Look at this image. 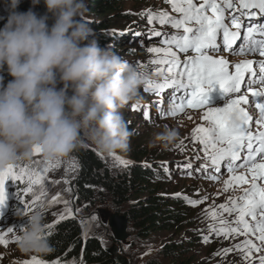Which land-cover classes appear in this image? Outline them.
<instances>
[{
    "label": "snow or ice",
    "instance_id": "6c2138e0",
    "mask_svg": "<svg viewBox=\"0 0 264 264\" xmlns=\"http://www.w3.org/2000/svg\"><path fill=\"white\" fill-rule=\"evenodd\" d=\"M164 2L170 4L172 11L179 15L149 10L148 22L170 25L176 31L169 35L155 28L150 30L153 36H164L161 41L163 47L147 49L149 53L164 54L150 63L167 67L154 70L155 74L163 76V80L157 82L149 79L145 83V91L152 90L155 95L162 97L165 90L171 89L167 111L160 106L163 100L156 102L161 116H176L184 112L185 107L207 109L202 119L208 121V126H197L191 133L192 141L198 142L201 147L183 167L189 176L195 172L210 180H217L223 170L232 174L223 182L224 187L217 196L230 189L242 191V195L228 196L224 203L213 204L204 210L203 215L210 223L206 230H200L201 242L211 243L212 237L227 240L242 235L245 237L243 241L229 248L218 249L212 256L222 255L226 258L229 253L239 251L247 264H264V21L261 20L264 17V0ZM220 33L223 34L222 44L218 41ZM223 52L229 55L258 54L260 59L242 60L234 64V71H230V62L220 54ZM214 91L224 101L223 106H213L210 93ZM253 106L258 110V116L250 113L249 109ZM132 108L135 110L136 106L132 105ZM144 115L147 119L146 110ZM253 124L258 125L255 131ZM175 147L183 151V140ZM200 151L204 153V163L197 168L192 161L201 160ZM34 153L39 154V150L35 149ZM47 171V167L36 172L26 169L16 172L13 167L0 171V205L4 204L6 198V181L21 180L27 175L29 187L26 191H32L33 184L41 185L39 193H34L32 207L43 209L45 204L42 198L47 195L43 187L44 173ZM65 191L71 192V187ZM175 195L178 198L181 196L180 193ZM184 199L195 207L207 201L208 197L204 196L200 200ZM60 202L65 205L64 212L71 213L69 201L63 199L60 193L51 197L48 206ZM59 218L64 217L61 215ZM46 227L51 229L52 225ZM7 231L13 232V229L8 228ZM7 243L0 236V244ZM254 253L260 255L254 256ZM31 264L43 262L33 257ZM52 264H62V261L57 259ZM63 264H76V261H64Z\"/></svg>",
    "mask_w": 264,
    "mask_h": 264
},
{
    "label": "clouds",
    "instance_id": "9594fccd",
    "mask_svg": "<svg viewBox=\"0 0 264 264\" xmlns=\"http://www.w3.org/2000/svg\"><path fill=\"white\" fill-rule=\"evenodd\" d=\"M3 0L0 27V171L31 161L35 149L55 164L89 144L110 155L127 153L133 131L123 110L140 102V90L152 74L125 60L113 45L89 40L87 0ZM43 3L45 12L33 9ZM235 122V120L233 121ZM179 140L163 126L152 147L168 148ZM17 217L27 223L17 234L14 251L48 256L55 247L46 235L40 207Z\"/></svg>",
    "mask_w": 264,
    "mask_h": 264
},
{
    "label": "rangeland",
    "instance_id": "374dc122",
    "mask_svg": "<svg viewBox=\"0 0 264 264\" xmlns=\"http://www.w3.org/2000/svg\"><path fill=\"white\" fill-rule=\"evenodd\" d=\"M94 0H87L88 13L87 20L90 22L89 27L92 30V35L89 36V40H94L97 44L100 42L98 39L104 38V46L113 45L114 50L122 56L125 60L139 66L142 63H150L151 60L156 59L158 54L149 53L148 48H153L152 45L145 44L138 46L137 42L140 41L136 35V30L142 25H148L147 12L150 10L153 13L159 11L168 12L171 16H178L179 14L172 11L171 5L164 4L159 0H110L115 3L114 11L116 15L129 16L126 21L116 22L118 18L115 17L113 12H110L107 16H99L90 12V6ZM109 1V0H107ZM6 10H0V18L4 16ZM155 23H158L154 21ZM107 23L109 27L106 31L97 32L96 28L102 24ZM128 25L132 28H127ZM162 27L169 28L170 25H163ZM101 46V45H99ZM103 47V46H101ZM148 70V69H147ZM205 111L199 113H190L172 122H165L156 127H144L141 123L140 117L136 115L130 108V104L123 110L124 118L128 123V127L133 131V136L130 142V150L127 153H112L110 155L103 154L97 151L96 147L89 144L82 150L91 151L95 154L104 165L110 170L111 173L117 174L123 171L127 166L131 164L130 156L133 152L140 148L146 150L153 156V160L147 162L152 166H159L162 170L166 169L164 166L177 165L179 161L185 158L188 154L195 155L200 145L198 142H193L191 139V133L197 126H208V121L202 119ZM188 117H191L189 119ZM163 126L169 128H175L179 132V140L174 145L168 148L161 149L160 147L150 146V142L153 141L156 133H158ZM183 140L184 150L175 147ZM199 153H203L200 151ZM125 161L127 163H122ZM145 160H143L144 162ZM156 162L152 163V162ZM167 162V163H164ZM52 165H55L53 167ZM78 166L77 153H72L68 158L63 159L55 164H49L43 161L40 154L33 153L31 161L21 162L17 166L13 167V170L18 172L19 169H26L31 172H36L48 168V171L44 173V185L47 195L43 197L45 207V214L47 217V223L50 225L63 215L64 218H74L81 226L83 236L95 237L102 247L110 248L115 246L119 251V254L126 258L128 264H147L150 260L157 259L158 264H169L164 260H161L160 249L162 245L170 240L188 238L189 234L195 233L194 236L201 238L200 230H206L210 220L205 218L203 215L204 210L209 209L213 204L219 205L226 201L228 196H235L240 194V189L233 191L230 189L228 192L217 196L218 192H221L224 187V181L228 180L225 178L218 185H205L197 183H189L183 181H175L164 179L158 180L160 193L163 197L171 198L177 197L175 194L180 193L182 200L187 197L191 200H200L202 197L207 196L208 199L204 203L198 206H191L188 203L183 202V205L190 210L191 220L193 222L191 228L181 232L180 236L171 235L168 232L153 233L146 240L136 239L134 234L131 232V225L129 224L127 234L128 238L122 243H116L112 237V233L108 228V219L111 215L115 214V210L107 203L104 205H96L94 208L90 207L89 204H78L75 201L73 183L70 181L71 178L76 176ZM59 181V183H57ZM67 181L68 183H65ZM5 185H11V203H16L17 207L23 212L29 209L30 204L34 199V193L38 194L41 185L33 184L32 191H26L29 187L28 177L25 175L21 180L6 181ZM71 187V192L65 191L66 188ZM60 193L63 199L69 201L68 207L72 209L71 213L64 212L65 205L63 202L54 203L48 206V201L53 195ZM39 204V202H37ZM32 205V204H31ZM27 206V207H26ZM14 207V206H13ZM38 207V206H37ZM124 210L119 211L123 213ZM13 211L12 216L9 218V224L18 226L17 232L22 231V227L27 223L26 217H17ZM118 215V214H115ZM18 218V220H15ZM62 218V219H64ZM22 222V226L21 223ZM213 240L215 238L212 237ZM212 240V242H213ZM212 248L211 243H198L193 250V257L190 258L192 264H230L237 258L238 251L229 253L226 258L221 256L213 257L212 254L218 249L229 248L233 244H238L233 239H221ZM15 249V242H8L7 244H0V264H31L34 255H23ZM36 258V257H35ZM37 259V258H36Z\"/></svg>",
    "mask_w": 264,
    "mask_h": 264
},
{
    "label": "trees",
    "instance_id": "16d2710c",
    "mask_svg": "<svg viewBox=\"0 0 264 264\" xmlns=\"http://www.w3.org/2000/svg\"><path fill=\"white\" fill-rule=\"evenodd\" d=\"M92 3L90 12L93 14L107 16L110 12L115 13V3L110 0H94ZM30 6L31 0H21L19 10L27 11ZM2 9L5 10V7L3 0H0V10ZM33 10L38 14H43L45 12L43 3ZM6 14L4 13L3 17ZM114 15L118 18L116 22L121 23L129 19V16ZM3 23L4 20L0 19V27ZM108 28L107 23H103L96 28V31L103 30L104 32ZM98 40L100 41L98 45L104 46L105 39ZM0 75L4 77L5 83L11 79L6 72ZM74 153H77L78 166L76 176L70 181L73 183L77 205L89 204L94 208L96 205L109 204L115 210V214L126 217L128 226L131 225L132 234L140 240H146L153 233L161 232H168L177 237L181 232L191 228L193 222H190V210L183 205V202L186 204L187 202L178 197H163L158 184V180L163 175L162 169L147 162L153 160V156L146 150L136 149L130 156L131 164L117 174L111 173L91 151L81 149ZM152 163L156 164L155 161ZM31 204L29 209H35L36 207L33 208ZM121 210L124 212L120 214ZM47 221L46 217V225H48ZM50 225L52 228L46 227V235L55 247V252L48 256L34 255L43 264H52L57 259H60L62 264L64 261L72 260H75L76 264H114L95 237L85 238L83 236L82 228L74 218L56 220ZM194 234H189L188 238L164 243L160 249L161 260L169 264H192L190 258L193 257V250L198 246L196 244L201 242V238ZM216 243L211 242V249ZM232 255H234L233 252ZM236 262L234 258L230 264ZM158 263L157 259H154L147 264Z\"/></svg>",
    "mask_w": 264,
    "mask_h": 264
},
{
    "label": "water",
    "instance_id": "95a60500",
    "mask_svg": "<svg viewBox=\"0 0 264 264\" xmlns=\"http://www.w3.org/2000/svg\"><path fill=\"white\" fill-rule=\"evenodd\" d=\"M108 228L111 231L112 237L116 243H122L128 238V220L125 216L115 214L111 215L108 219ZM104 251L111 258L114 264H128L126 258L118 253L115 246L104 248Z\"/></svg>",
    "mask_w": 264,
    "mask_h": 264
}]
</instances>
